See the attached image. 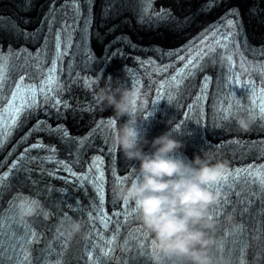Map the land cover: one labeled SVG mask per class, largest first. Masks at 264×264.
I'll return each mask as SVG.
<instances>
[{"label": "clouds", "instance_id": "clouds-1", "mask_svg": "<svg viewBox=\"0 0 264 264\" xmlns=\"http://www.w3.org/2000/svg\"><path fill=\"white\" fill-rule=\"evenodd\" d=\"M107 79L97 74L95 83L105 80V84L94 90L93 99L97 106L112 110L107 127L113 147L126 160L138 162V166L130 167L128 182L117 184L114 194L118 200L134 205L143 227L152 236L156 264H224L215 238L217 222L210 214L220 193L210 186L224 178L227 162L214 161L208 153L194 154L191 159L184 156L181 150L185 145L176 138L182 135L177 124L149 141L140 123L153 113L150 117L144 114L140 90L110 87ZM230 116L244 132L254 122L252 114L233 112ZM122 117H126L123 123ZM38 212L47 217V210L33 197L25 195L17 202L16 216L21 221L30 220ZM60 231L70 237L80 235L81 222L67 217Z\"/></svg>", "mask_w": 264, "mask_h": 264}, {"label": "snow or ice", "instance_id": "snow-or-ice-1", "mask_svg": "<svg viewBox=\"0 0 264 264\" xmlns=\"http://www.w3.org/2000/svg\"><path fill=\"white\" fill-rule=\"evenodd\" d=\"M73 2H78V0H73ZM146 3L151 4L152 0H145ZM162 14H170V10H161ZM77 12H79V9H77ZM237 15L238 16V10H230L229 13L226 14L224 17L225 20H227V30L224 33L217 32L216 35L220 36L221 39L215 40V36L209 37V40H214L215 44L213 45V48H218L220 46H223L225 50H227L232 43L233 40V33L232 29L239 27L238 23H234L232 20H228V16ZM205 36H207V32L205 33ZM119 39V38H118ZM207 42V41H206ZM191 47V45H189ZM184 51H187V49H184ZM261 54L264 55V46L261 48ZM174 55L179 56L180 50H177ZM3 56V49L0 47V57ZM203 56V53H199L196 56H192L191 53H189V57H181L182 60H185V66L183 69H180L176 72V75L172 77V81L174 84L179 87V85L183 82V79L187 75H191L188 70L193 67V65L196 64L197 60L201 59ZM229 62L232 61V56L230 55L228 57ZM159 71H167V67L165 68H158ZM3 80H4V71L3 66L0 65V101L3 100ZM59 83V76L57 75V71L55 66L50 68L48 70V74L46 79L44 80V83L42 85L36 86V85H28L25 84L24 80H20L19 83L16 84L15 89L11 92L10 99L8 100V106L7 108L4 107L3 103L0 102V150H2L3 142L5 139V135L8 136L11 135L12 129L17 125L20 118L24 116L26 113H30V109L34 107H38V104L35 103L37 94L44 95L47 93L48 89L46 86L58 84ZM207 83V81L205 82ZM163 87V85H161ZM27 93V95H25ZM261 102L258 105L259 107V114L261 118H264V93H261ZM200 97H197L199 100ZM225 112L227 116H230L232 113L231 106H229L228 109H225ZM27 151L30 150H26ZM97 169H99V163H96L94 165ZM2 167V165H0ZM17 168V164L14 163L12 167L9 169L8 173L3 174L0 176V179H3L4 176H10L12 172ZM255 170V174L260 176V184L262 189H264V165H261L259 168H256L255 166L247 169H240L238 170L235 175L240 176L241 174L248 173L252 174ZM229 175H232V173L225 174L223 179H227ZM82 179H87V176L83 177ZM99 179H102V177H99ZM100 189H98L99 191ZM102 222L107 226V223L110 222L109 218L106 215L101 216ZM29 257L25 253L24 259L19 261L18 264H24L25 261H28ZM30 264V261H29ZM58 264H62V262H58Z\"/></svg>", "mask_w": 264, "mask_h": 264}, {"label": "bare ground", "instance_id": "bare-ground-1", "mask_svg": "<svg viewBox=\"0 0 264 264\" xmlns=\"http://www.w3.org/2000/svg\"><path fill=\"white\" fill-rule=\"evenodd\" d=\"M197 1L201 2V1H205V0H197ZM161 39L164 40V38H162V37H161Z\"/></svg>", "mask_w": 264, "mask_h": 264}]
</instances>
